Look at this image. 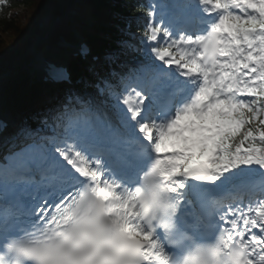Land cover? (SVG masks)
<instances>
[{
    "label": "snow or ice",
    "instance_id": "1",
    "mask_svg": "<svg viewBox=\"0 0 264 264\" xmlns=\"http://www.w3.org/2000/svg\"><path fill=\"white\" fill-rule=\"evenodd\" d=\"M157 8L0 155V264H264V0Z\"/></svg>",
    "mask_w": 264,
    "mask_h": 264
},
{
    "label": "trees",
    "instance_id": "2",
    "mask_svg": "<svg viewBox=\"0 0 264 264\" xmlns=\"http://www.w3.org/2000/svg\"><path fill=\"white\" fill-rule=\"evenodd\" d=\"M85 3L92 4V21L79 24L95 51L121 49L128 62L135 60L141 52L135 50L131 34L139 36L144 31L149 12L145 0H5L0 5V74L13 68L17 59L26 57L38 41L55 46L64 38L72 39L71 21L77 18L72 15V7ZM125 40L132 42V48L125 45ZM124 63L117 59L114 67L119 71ZM73 70L76 75L99 81L90 75L86 64L74 63ZM39 90L16 78L9 84L10 97L17 106Z\"/></svg>",
    "mask_w": 264,
    "mask_h": 264
}]
</instances>
